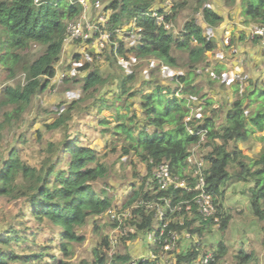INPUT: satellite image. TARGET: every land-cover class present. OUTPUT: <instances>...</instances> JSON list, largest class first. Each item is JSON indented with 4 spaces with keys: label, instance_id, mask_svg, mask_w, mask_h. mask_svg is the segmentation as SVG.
I'll return each instance as SVG.
<instances>
[{
    "label": "trees",
    "instance_id": "trees-1",
    "mask_svg": "<svg viewBox=\"0 0 264 264\" xmlns=\"http://www.w3.org/2000/svg\"><path fill=\"white\" fill-rule=\"evenodd\" d=\"M94 2L95 0H91ZM106 9L110 10L108 29L113 31V43L107 48L101 57H105L111 68L118 63L119 55H124L126 43L116 32L125 24L136 20L137 25L142 28L141 38L136 45L137 55L141 59L145 57H155L165 66L179 69L178 57L174 50L186 53L189 58V71L184 75H178L177 81L184 84H191L196 77L195 70L206 60V52L215 51L219 47L229 48L230 43L219 45L215 34L208 32V28H214L223 21L220 15L210 4V0H197V11L201 9V19L196 16L188 18L184 25V34L177 35L174 31H168L157 24L156 18L152 15L153 10H158L160 14L170 13L167 19H173L175 23L183 16L185 8L191 0H171L172 7H168V0H103ZM242 15L247 24L264 28V0H241ZM229 5H233L235 0H227ZM84 13V6L79 0H0V65L6 79L13 80L18 73L24 74L25 81L14 85L5 83L0 95V109L12 106V110L6 113V121L13 118H20L26 110L32 98L47 90L52 78L57 74V63L61 59L64 42L67 37V27L71 21L78 20ZM204 24L207 25L205 28ZM251 25V26H252ZM210 30V29H209ZM211 34V35H210ZM196 39V41L194 40ZM259 41V37L253 39ZM39 47L38 49H34ZM94 63H86L84 69H90L98 58L97 53L88 52ZM76 59H81V55L76 54ZM153 61V60H152ZM155 64V63H154ZM97 65V63L95 64ZM108 69L110 73L112 69ZM159 67L152 69V74ZM222 66L219 67L222 70ZM223 71V70H222ZM222 71L214 76H208L209 84L215 81L228 85L227 80L218 77L222 76ZM209 73V72H208ZM150 77L145 76L143 84L153 83ZM120 88L119 96H126L127 105L130 110L133 99L140 97L142 93L143 112L145 119L143 122L135 121L136 113L126 119V112L119 111L116 118L119 121L114 127L115 134H124L128 147L124 148V153H136L147 163L148 170L152 171L154 164L167 161L171 171L178 175H185L188 168L187 160L191 154V147L202 141V134H191L188 126L194 127L195 131L205 130V139L212 147L204 157L207 164L205 175L207 176V187L213 194L218 205V216L222 217V200L226 194L223 185L228 184L234 175L238 178L249 180L252 177L253 186L248 188L252 194V208L255 215L264 218V149L261 151L258 160L245 162L246 156L239 142L246 141L252 133L264 130V109L259 105L260 98L251 99L249 95L258 87L256 81L250 86L239 84L237 87V97L227 111L226 123L221 129L216 128L214 114L204 118H195L194 121H186L191 113V105L187 98H178L169 90L172 97L163 96L164 87L157 85L151 93H144L143 88H136V75L131 73L117 74ZM110 79L103 74L101 67L95 66L84 77L82 89L85 93L96 90L103 86ZM112 80L111 82H115ZM117 82V81H116ZM176 83L175 79L169 84ZM114 85H116L114 83ZM230 85V84H229ZM248 87V89H247ZM169 89V87H168ZM192 89H183L184 93L191 92ZM82 98V97H81ZM76 99L80 101L82 99ZM255 102H259L251 114L249 107ZM223 108V107H222ZM205 109V108H204ZM74 107L61 109L56 121L49 125L50 129L59 128L67 124L74 116ZM212 111H215L212 109ZM133 118V119H132ZM109 119H104L102 124H109ZM233 141V148L229 144ZM47 154L41 162V166H31L25 162L17 149H12L6 160L0 167V196L9 200L23 199L29 209L33 220L40 226L50 228L58 227L60 232V249L64 256L71 259L74 254L73 244L85 241V234L81 233L82 228L89 219H96L105 214L113 205V198L105 192L101 194L97 191L94 182L105 178L108 175L109 166L99 158L98 151L92 146L80 144L77 140H71L59 145L50 142L45 150ZM67 159V165L64 164ZM238 163L239 171L233 173L230 167ZM258 165L257 168H255ZM152 176V173H151ZM150 177L144 178L142 184L135 186L133 191L124 201V207L131 206L138 199H152L151 191L148 187ZM191 183L196 179L190 178ZM154 189H159L158 185ZM167 194L173 201L190 200L195 192H167L160 191L158 197ZM183 215L187 213V206H191L192 217L187 213L183 225L178 222L173 226L178 229H187L202 237L206 229L215 224L213 218L206 221L197 212L196 205L184 203ZM25 211V210H24ZM24 214V213H23ZM176 216H181L176 213ZM221 229L228 225V219L222 217ZM130 223L136 227V233L129 238H122V242L127 243L128 239H134L137 232L147 231L154 224V213L143 207L133 210V218ZM33 238H36L34 232ZM25 235L16 234L0 238V264H31V260L39 261L42 253L35 254L16 253L14 242L19 241ZM27 238L25 237V240ZM109 237L105 236L101 246L94 250L92 261H84L82 264H109L107 251L109 247ZM125 251L118 253L112 264H129L133 257L125 246ZM215 261L211 264H218L226 254V245L221 242L218 248L213 250ZM201 247H189L182 251L177 257L176 264H194L199 258ZM55 264H74L71 260L56 259ZM237 264H249L253 256L240 250L235 254ZM136 264H156L151 259H138Z\"/></svg>",
    "mask_w": 264,
    "mask_h": 264
},
{
    "label": "rangeland",
    "instance_id": "rangeland-1",
    "mask_svg": "<svg viewBox=\"0 0 264 264\" xmlns=\"http://www.w3.org/2000/svg\"><path fill=\"white\" fill-rule=\"evenodd\" d=\"M239 4V6H242L241 1ZM94 15L95 12L92 16L94 17ZM195 16V0H191L176 26L179 27L185 20ZM138 34L136 30L133 34L122 31L121 37L126 43V51L124 55H119L118 63L114 65V68H111L105 57H101L96 60L95 64L97 63V65L94 64L86 70L84 69L86 63H94L93 58L89 57L86 50L80 51L77 43H74L75 46H72L73 48L70 51L69 46L64 44L68 50L65 52L66 49L63 48L61 59L58 62L57 76L53 81L51 80V84L45 92L38 93L32 98L21 117L6 121V113L12 110V106L0 109V167L2 162L7 159L9 152L12 149H17L25 162L39 168L42 159L47 155L45 150L48 143L55 142L63 145L71 140H77L80 144L90 145L96 149L100 160L109 166L108 175L95 181L94 185L101 194L108 193L113 198V205L116 207L123 204L128 192L132 191L134 185L139 186L142 184L145 177H150L152 185V171L148 170L147 163L136 153L125 154L124 148L128 147L125 135L114 133V127L119 122L116 118L119 111L126 112L127 117L125 118L127 120L131 118L130 116H133L134 112L136 113L135 121L143 122L145 119L144 103L141 99L142 93L140 97L133 99L132 108L127 110L125 108L127 105L126 96H119L120 88L118 87L119 80L116 79L117 74H135L136 88H143L144 93H151L158 84L164 87L163 96L166 95L165 97L170 98L174 95L172 93L176 92L178 98L185 97L188 99L194 111L202 104H195V78L192 80V85H186L182 81L180 83L176 80L178 75H175V73L173 75L169 74L168 69L164 71L165 69L162 68L159 59L155 57L141 59L137 55ZM38 48L35 47L34 49ZM174 52L178 57L179 69L177 70L179 75L188 73V55L177 50H174ZM76 54L81 55L80 60L75 58ZM95 66L101 67L103 74L110 80L96 90L85 93L82 89L84 77ZM154 67L159 68L152 74ZM110 68L113 70L111 73L108 70ZM244 73L246 74L245 71ZM149 74H152L149 79H152L153 83L144 85L145 76L150 77ZM245 74H243L245 80L242 83L246 85L248 81H246L247 74ZM111 79L117 82L110 83ZM174 79L175 84H168ZM24 81V74L18 73L15 79L8 80L0 69V95L5 83L17 85ZM228 81L234 87L239 86L238 81L234 82L230 78ZM257 81H259L257 83L258 87L254 89L256 92L250 94L249 98H260L262 103L259 107L264 109V74ZM187 88L192 89L191 92L184 93L183 89ZM200 95L201 98L207 97L209 99L208 93ZM243 96L237 95L239 98ZM80 98L82 100L73 103ZM241 99L244 100L245 96ZM62 106H65V108L74 107L73 118L62 127L50 129L49 125H52L59 117ZM254 108L255 106L251 105L247 114L253 113ZM192 117L195 119V112H193ZM104 119H109V124H102ZM223 122L222 119H218V126H222ZM260 134L252 133L245 142H239L246 155L244 157L245 162L249 163L259 159L261 151L264 149V132ZM208 142V139H204L193 145L191 153L195 157H205L209 150L213 149L208 145ZM234 144L231 141L229 148H233ZM67 162V159H64L65 165H67ZM257 167L258 165L255 168ZM239 168L238 163L230 167L233 173L239 171ZM249 178V180H245V178H238L234 175L231 182L223 185L226 194L222 200V215L228 219V225L226 228L221 229V224H214L204 231L202 237H199L202 252L211 253L218 248L219 243H225L226 254L218 264H237L235 254L242 249L253 256V260L249 264H264V218H260L253 212L252 194L247 189L253 186L254 183L252 177ZM25 206H27V203H24L23 199L9 200L0 196V238L5 239L9 235L19 234L21 236L26 234V240L25 237H22L21 240L15 241L13 246L16 253L35 254L41 252L42 255L39 261L31 260V264H55L54 257H57L56 259L66 258L67 261L71 260L74 264H82L84 261L91 262L94 258V250L99 245L101 246L105 236L110 237L114 230V223L110 214L97 220L89 219L81 230V233L85 234V241L73 244L75 254L71 259H68L61 251L60 240H58V235L56 236L60 229L58 227L45 229L43 225L40 226L32 219L29 209H24ZM262 207L264 209V206ZM34 232L36 238H33L32 234ZM137 238L135 237L127 243L122 242L117 248V253L124 252L125 246H129L128 249L130 250L131 243L136 241ZM15 264L21 263L17 262Z\"/></svg>",
    "mask_w": 264,
    "mask_h": 264
},
{
    "label": "built area",
    "instance_id": "built-area-1",
    "mask_svg": "<svg viewBox=\"0 0 264 264\" xmlns=\"http://www.w3.org/2000/svg\"><path fill=\"white\" fill-rule=\"evenodd\" d=\"M38 1L40 0H36V2ZM79 1L84 6V13L80 19L71 21L68 24L67 37L64 44L68 46H75L77 43L79 44L81 51H88L93 48L98 57L101 58V53H104V51L113 43L114 32L109 30L107 26L110 19V10L106 9V4L103 0H95L94 2H90L88 0ZM167 5L168 7H172V1L168 0ZM90 11L92 14L95 12L94 17L89 15ZM169 13L170 10H168L167 13L160 14L158 10L155 9L153 10L152 15L156 18L157 24L164 26V28L168 31L175 32L176 25L173 19L166 18ZM201 17L202 15L199 14L197 20ZM209 29L208 32L211 33V30ZM123 30L128 34H133L136 30V32L139 33L137 35V40L141 38L140 34L142 33V28L137 26L136 20L125 24L120 29H117L116 32L118 36H121ZM250 34L252 39H256L258 36L260 43L264 48V28L252 25ZM229 39L230 34L226 36L224 40L225 44L230 43ZM194 40L196 41V39ZM64 49H66V47ZM226 80L228 81V79ZM231 80L242 81L244 79L243 76L238 74L234 75ZM190 119L191 118H188V120ZM189 130L190 132H193L192 129ZM199 133H201L204 138L205 133L202 131ZM188 162L191 166V176L196 179V182L192 185L187 177L173 174L168 163H160L155 166L153 170L154 178L163 190H169L172 188L176 191H194V197L188 202H193L197 206L198 213L204 220L214 218V220L218 222L219 217L217 216V208L214 202L213 194L207 187L208 180L204 174V170L206 168L204 158H196L194 155H191L188 158ZM160 200H163L165 205L163 203L141 199L131 207H146L147 209H155V217L159 221L157 228L147 233L148 244L151 248L148 253L142 255V258H149L155 261L156 264H176L182 235H185L188 238H192L193 235L190 232H181L171 226L172 214H175L176 212L181 214L182 204H173L172 201L167 198H161ZM131 208H126L124 210L112 208L107 211V213L110 214L112 222L116 224L112 234L110 235L111 257L117 254V248L121 244L122 237L129 238L131 234L136 233L135 227L126 224V220L132 215ZM181 223H183V221H181ZM195 244L200 246L198 238L196 239ZM214 261V254L212 252H208L200 255L195 264H211ZM130 264H136V260L131 261Z\"/></svg>",
    "mask_w": 264,
    "mask_h": 264
},
{
    "label": "crops",
    "instance_id": "crops-1",
    "mask_svg": "<svg viewBox=\"0 0 264 264\" xmlns=\"http://www.w3.org/2000/svg\"><path fill=\"white\" fill-rule=\"evenodd\" d=\"M88 1L91 2V0ZM240 1L241 0H235L233 5H229L227 0H210V4L213 8L223 16V21L218 26L210 28L211 34L216 35L219 45L221 46H223L226 36L230 34L234 47L231 49L219 47V49L215 51L206 52V60L195 70V104H202L205 108L204 110H206V115L211 116L214 114L213 117H215L217 129H221L226 123V113L230 109L235 95L237 96V87L229 85L231 83L229 81L228 85H222V83L217 81L210 85L208 76L204 75L209 74L210 76H214L217 72L223 70L221 78L226 80L229 78L232 79L234 75L238 74L243 76L245 71L247 74H245L247 76L246 81H250L249 83L247 82V85H251L264 74V48L260 42H256L252 39L250 34L252 24H247L245 22L242 15V8L239 6ZM196 6L197 0H195V13L199 15L201 9L197 11ZM89 15H92L91 11ZM185 22L186 20L184 23H181L179 27H176L175 33L177 35L184 34ZM204 26L205 28L207 27L206 24H204ZM68 48L70 51L73 47L70 45ZM68 48H66L65 52H67ZM220 66L223 67L222 70L219 69ZM166 70L167 69L164 71ZM168 72L172 75L176 70L168 69ZM250 85L248 87H250V89L253 88ZM205 93H208L209 99H207V97H203L204 99L201 98L200 94L204 95ZM258 104L259 102H255L253 106L257 107ZM212 109L215 111H212ZM218 119L224 121L222 126H218ZM262 132H264V130ZM262 132L256 131L257 134ZM240 148L243 149L242 147ZM189 214L191 217L190 211ZM181 244L182 251H186L189 247H192V243L184 237ZM149 249V245L145 241V238L139 237L136 241L131 243L129 251L132 257H137L148 253Z\"/></svg>",
    "mask_w": 264,
    "mask_h": 264
},
{
    "label": "clouds",
    "instance_id": "clouds-1",
    "mask_svg": "<svg viewBox=\"0 0 264 264\" xmlns=\"http://www.w3.org/2000/svg\"><path fill=\"white\" fill-rule=\"evenodd\" d=\"M201 14V13H200ZM197 17H198V15H196V19H197ZM201 19V18H200ZM199 19V20H200ZM137 23V22H136ZM174 23H175V21H174ZM175 25H176V23H175ZM138 26V25H137ZM139 27V26H138ZM177 27V26H176ZM212 28V27H211ZM209 29V28H208ZM120 38H122L121 36H119ZM230 40H231V35H230ZM230 40H229V42H230ZM260 41V40H259ZM226 45V44H225ZM228 45V44H227ZM64 50V49H63ZM92 50V52H94L95 53V50L92 48L91 49ZM91 50H88L87 51V53L89 52V51H91ZM81 51V50H80ZM89 54V53H88ZM90 57V56H89ZM78 60V59H77ZM80 60V59H79ZM1 65H0V69H1ZM56 67H57V73H58V63H57V65H56ZM162 68H164V69H175V68H170L169 66H165L164 64H162ZM176 70V72H175V75H179V72H178V70L177 69H175ZM173 75V74H172ZM57 76V74L52 78V81H53V79L55 78ZM245 80V79H244ZM244 80H242V82L244 81ZM234 82H236V81H234ZM241 81H238V83L239 84H243ZM245 85V84H244ZM247 85V84H246ZM65 106H62L61 107V109H63ZM192 109H191V113H190V115L186 118V121L188 122V121H194L195 119L192 117L193 116V112H195V118H204V116H205V114H206V110H204V107L201 105V106H199L197 109H200V110H197V109H195V111H194V109H193V107H191ZM61 109H60V111H59V114H60V112H61ZM188 118H191L190 120H188ZM189 129H192L193 130V132H190V130ZM188 131H189V133H191V134H195V133H199V132H206L205 130H199V131H195V129H194V127H192V126H188ZM202 140H204L205 139V136H204V138H203V136H202V138H201ZM191 152H192V150H191ZM191 155H193L192 153L189 155V156H191ZM189 158V157H188ZM196 158H200V157H196ZM202 158H204V157H202ZM204 161H205V170H204V174H205V171H206V169H207V164H206V160H205V158H204ZM150 162L153 164V168H152V182H153V184L151 185V180H149V182H148V184L150 185V187H148L152 192H151V197H153L152 199H145V200H150V201H154V202H159V203H163L164 205H165V203H164V201L163 200H160L161 198H167V199H170L171 201H172V203L173 204H182V212L184 211V203H186V204H191V203H193V202H188V201H191L192 200V198L194 197H192L190 200H185V201H179V202H174L173 201V198L172 197H168V195L167 194H165V195H161V196H159L158 197V193L160 192V191H167V192H179V193H181V194H183V193H186V192H194V191H189V190H180V191H176L175 189H169V190H163V189H161L160 188V186L158 185V182L155 180V178H154V174H153V170H154V168H155V166H157V165H159L160 163H168L167 161H163V162H160V163H158V164H154V161H153V159H151L150 160ZM169 164V163H168ZM187 165H188V168H187V170H186V174L185 175H180V176H182V177H187L188 179H189V181H190V178H193V176H191V174H192V171H191V166H190V164H189V162H188V160H187ZM170 166V165H169ZM170 170H171V168H170ZM172 172V171H171ZM173 173V172H172ZM173 174H175V173H173ZM178 175V174H177ZM206 176V175H205ZM206 178H207V176H206ZM195 179V178H194ZM190 184L192 185V184H194V183H191V181H190ZM141 185V184H140ZM139 185V186H140ZM156 185H158V188L159 189H154V187L156 186ZM135 186H137V185H134V187ZM139 186H137V187H139ZM134 187L131 189L132 191H133V189H134ZM131 191V192H132ZM131 192H128V195L131 193ZM127 195V196H128ZM213 198H214V196H213ZM141 199H144V198H141ZM141 199H138L136 202H138L139 200H141ZM135 202V203H136ZM214 202H215V205H216V208H217V216H218V205H217V203H216V200H215V198H214ZM135 203H133L132 205H134ZM194 204V203H193ZM118 205V204H117ZM132 205L131 206H128V207H124V202H123V204L121 205V206H119V207H116L115 205H112V207L111 208H109V209H112V208H117V209H120V210H124V209H126V208H131L132 207ZM195 205V204H194ZM143 208H145L146 210H148L149 212H153L154 213V224H153V226L150 228V229H148L147 231H143V232H141V231H139V232H137V234H136V238L137 237H141V235H143V237L142 238H145V241L148 243V239H147V233L149 232V231H151V230H154V229H156L157 228V226H158V224H159V221L156 219V217H155V209H147L146 207H143ZM191 208V206H187V208H186V211H187V213L189 214V211L191 212V215H192V209H190ZM108 209V210H109ZM132 209V215H131V217H129L127 220H126V224L127 225H129V226H132V227H135V226H133L131 223H130V220L133 218V210L134 209H136V208H131ZM196 209H197V206H196ZM182 212H181V214L180 213H178V212H176V213H178V214H180L181 216H176V218H174V216H175V214H172V223H171V226L172 227H174V228H176V229H178L177 227H175V226H173L174 224H176L177 222L179 223V224H181V225H183L184 223H185V217L187 216V213H185L186 215H183L182 214ZM197 212H198V209H197ZM105 215H108V213L106 212L105 214H103V215H101V216H98V218H96V220L97 219H100V218H102L103 216H105ZM190 215V214H189ZM200 215V214H199ZM201 216V215H200ZM192 217V216H191ZM202 217V216H201ZM219 217V221L218 222H216L215 220V224L217 225V224H221L222 222H221V220H222V217H224V215H222V217L221 216H218ZM214 219V218H213ZM210 220V219H209ZM181 221H183V223H181ZM206 221H208V220H206ZM221 222V223H220ZM115 225L116 224H114V227H115ZM136 228V227H135ZM179 231H181V232H190V233H192V235H193V237L192 238H188V237H186L185 235H182V237H181V241H180V247H179V255H180V253L182 252V244H181V242H182V240H183V237L185 238V239H188L191 243H192V246H196L197 248H199V247H201V246H198L197 244H195V242H196V239L198 238V241H199V235H197V234H195V233H193L192 231H189V230H187V229H182V230H180V229H178ZM134 234V233H133ZM122 238H125V237H122ZM122 238H121V244H122ZM129 240H131V239H128L127 241H129ZM109 241H110V237H109ZM200 242V241H199ZM120 244V245H121ZM149 245V244H148ZM201 245V244H200ZM149 248H151L150 247V245H149ZM201 250H202V248H201ZM107 257H108V263L109 264H112V262H113V259L118 255V253L116 254V255H114L113 257H111L110 256V242H109V247H108V251H107ZM206 253H208L207 251H201L200 252V255H202V254H206ZM212 253L214 254V251H212ZM145 255V254H144ZM140 257V258H139ZM138 259H144V258H142V255L141 256H137V257H133V259H132V261L133 260H138ZM146 259H149V258H146ZM137 262V261H136ZM130 263H131V261H130ZM129 263V264H130ZM196 262H194V264H195Z\"/></svg>",
    "mask_w": 264,
    "mask_h": 264
}]
</instances>
